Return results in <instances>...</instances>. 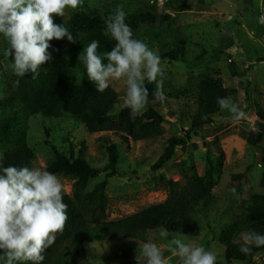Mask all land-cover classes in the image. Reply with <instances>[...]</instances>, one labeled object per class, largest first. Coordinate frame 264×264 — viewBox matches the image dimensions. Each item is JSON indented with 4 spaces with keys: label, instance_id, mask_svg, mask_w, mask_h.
Masks as SVG:
<instances>
[{
    "label": "rangeland",
    "instance_id": "1",
    "mask_svg": "<svg viewBox=\"0 0 264 264\" xmlns=\"http://www.w3.org/2000/svg\"><path fill=\"white\" fill-rule=\"evenodd\" d=\"M121 4L129 15L152 16L161 21L164 30L169 27L174 33V38L163 33V41L149 45L162 59L166 100L150 102L139 115L153 109L163 117V123L157 129L150 126L147 138L135 140L124 132L114 133L116 129L90 133L84 123L67 115L54 119L30 117L23 130L0 139V154L25 144L34 154L32 166L44 170L54 159L53 151L84 159L98 170L97 178L86 183L85 197L93 196L96 208L103 205L107 221H117L160 204L172 185L196 178L217 202L205 215H197L198 238L183 239L216 252L217 263L224 264L225 248L220 238L235 219L238 204L255 197L264 199V142L255 147L247 141L252 131L264 134V122L258 119L264 117V25L259 23L264 15V0H84L81 7L67 9L65 16L55 17L54 22L64 23L75 35L80 28L76 24L78 18L100 16L103 22L98 30L107 36L105 18ZM109 39L114 44L110 36ZM7 46L0 37V108L7 81L16 76L11 59L4 55ZM172 52L182 53L183 59L171 62L165 58ZM78 55L65 53L53 68L66 79L83 83L88 80ZM48 67L42 66L41 77L46 78L47 71L51 74L54 70L50 63ZM208 78L219 82L245 115L233 120L230 113L221 110L211 118L212 126L196 135L190 133L191 140L176 149L173 159L153 172L152 167L164 154L170 139L184 137L188 119L196 110L201 84ZM145 83L150 91L155 88L154 83ZM109 88L120 96L109 116V121L116 123L125 109L122 97L126 85L123 80H114ZM245 88L249 89L248 97ZM106 143L119 147L117 175H111ZM60 178L64 196L71 197L76 179ZM147 238L161 248L169 264H179L178 256L169 250L160 231L147 233ZM138 247L137 243L124 241L94 243L73 253L64 264H137ZM140 264H144L142 257ZM252 264H264V254L255 257Z\"/></svg>",
    "mask_w": 264,
    "mask_h": 264
},
{
    "label": "trees",
    "instance_id": "2",
    "mask_svg": "<svg viewBox=\"0 0 264 264\" xmlns=\"http://www.w3.org/2000/svg\"><path fill=\"white\" fill-rule=\"evenodd\" d=\"M76 23L80 28L76 43H69L65 38L62 41L53 40L50 43L58 51L53 52V66L65 53L80 54L84 46L93 40L100 42V52L110 51L114 44L109 36L103 34L99 27L103 20L100 16L93 19H79ZM126 23L133 29L135 36L144 40L148 45L163 41V33L172 38L173 31L163 29L161 21L152 16H127ZM171 62L183 59L182 53L166 54ZM49 65V64H48ZM48 65L46 67L49 69ZM54 69V68H53ZM52 69V70H53ZM231 70L235 67L232 64ZM20 79V86L15 87L14 81ZM5 99L0 108V139L24 129L26 119L41 116L45 119H54L58 115L71 116L86 125L90 133L106 132L116 129L124 132L135 140H143L150 134V126L157 129L164 121L163 117L151 109L132 119L128 109H123L116 123L109 121L114 107L119 103L120 96L110 88L103 93L96 91L95 85L89 81L83 83L72 82L62 76L59 70L54 69L47 77L40 75L32 79L12 76L7 81ZM245 96H249V89L245 88ZM227 97L219 82L208 78L201 84L200 95L196 102V110L188 119L189 127L184 131V137L172 138L161 158L152 167V171L160 170L165 163L172 160L176 149L185 141H190V133L196 135L200 130L214 124L212 117L221 112L216 103L217 97ZM258 119L264 122V117ZM10 133V134H9ZM153 134V132H151ZM126 141V137L121 136ZM248 143L258 147L264 142V134L258 131L250 132ZM105 149L112 168L111 175H117V161L119 147L116 144L106 143ZM54 152V159L45 170L56 173L60 177L76 179L72 196H64L68 204L69 219L64 231L57 234L54 244L45 252L43 264H64L73 253L94 243L103 242H133L143 244L148 242L147 233L161 231L162 227L170 232H181L190 240L198 238L200 229L197 221L199 213L206 214L216 206V198L212 197L205 187L196 178L188 179L185 184H174L169 188L166 199L157 205L150 206L133 215L117 221H107L104 217L103 205L96 208L93 196L85 197L86 183L98 176V170L90 167L79 157ZM5 166L15 165L32 167L34 154L25 144L3 151ZM101 186H104L102 184ZM235 219L228 225L229 229L221 235V242L225 248L224 264H252L255 257L264 254V248H253L249 255L239 251L240 233L254 230L264 234V199L255 197L237 206ZM139 245V244H138ZM134 264V263H132ZM218 264V263H217Z\"/></svg>",
    "mask_w": 264,
    "mask_h": 264
},
{
    "label": "clouds",
    "instance_id": "3",
    "mask_svg": "<svg viewBox=\"0 0 264 264\" xmlns=\"http://www.w3.org/2000/svg\"><path fill=\"white\" fill-rule=\"evenodd\" d=\"M84 0H0V37L7 42L4 55L11 59V67L19 78L26 75L36 79L42 66L54 61L53 40L76 43L77 37L68 27L54 22L64 17L67 9H78ZM128 12L121 4L105 18V30L113 41L110 51L100 52V42L93 40L77 57L84 66L87 80L103 93L114 80L126 85L122 97L123 108L132 119L141 115L149 103L164 102L165 70L160 54L144 40L135 36L126 19ZM264 25V15L259 18ZM155 84L149 90L145 82ZM20 79L14 86H20ZM150 97L152 98L150 101ZM221 110L233 120L245 113L232 97H217ZM0 154V264H43L45 252L64 231L68 204L64 202L61 178L36 166H5ZM160 236L167 247L178 256L179 264H217L216 252L203 245L186 242L181 232L162 227ZM239 251L244 255L253 248H264V234L248 230L240 233ZM139 244L144 264H169L161 248L152 242Z\"/></svg>",
    "mask_w": 264,
    "mask_h": 264
}]
</instances>
